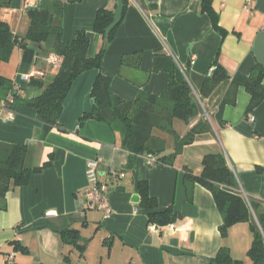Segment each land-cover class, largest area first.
<instances>
[{"label":"crops","instance_id":"1","mask_svg":"<svg viewBox=\"0 0 264 264\" xmlns=\"http://www.w3.org/2000/svg\"><path fill=\"white\" fill-rule=\"evenodd\" d=\"M140 2H130L100 70L85 71L75 79L59 126L46 137L35 108L19 103L12 120L0 111V141L27 144L25 166L33 170L27 185L0 197V264H6L11 254L12 264H210L222 247L244 264H252L248 257L254 239L250 224L237 223L224 237L220 231L223 215L212 192L187 177L203 172L205 155L223 153L238 187L247 196L264 200V100L249 113L253 120L248 119L251 95L244 87L238 89L236 105L224 108L223 121L215 116L213 101L204 99L213 131L199 133L168 162L148 165L145 155L138 156L134 171L126 172L117 183L122 188L110 186V215L86 201L88 163L100 160L101 180L105 181L108 171H120L129 158L121 133L107 122L88 119L79 126L81 116L93 110L91 91L99 72L111 78L113 96L135 101L140 95H161L169 86L170 73L155 70L157 56L169 58L187 71L186 78L198 94L216 64L231 77L249 75L256 64L264 66V0L255 1L252 13L245 8L246 0H213L225 35L202 12V0ZM41 4L42 0H12L2 18L24 36L30 26L29 9ZM99 9L115 10L116 0L63 4V39L71 41L78 30H85L91 57L105 44L94 30ZM59 67L55 53L32 44L27 49L16 47L10 60L0 64V73L23 86L29 100L39 96L43 87L31 84L25 75L35 68L43 70L42 81L47 85ZM224 93L220 90L217 96ZM199 118L189 125L175 119L174 135L157 131L167 140L164 154L174 152L177 139ZM51 156L50 167L34 171ZM140 179L148 181L151 196L158 200L157 210L173 205L181 215L173 223L176 229H150L149 210L140 206L141 197L138 203L133 200L135 194L140 196ZM69 229L79 231L77 246L64 240L63 233ZM82 245L83 253L79 250Z\"/></svg>","mask_w":264,"mask_h":264},{"label":"trees","instance_id":"2","mask_svg":"<svg viewBox=\"0 0 264 264\" xmlns=\"http://www.w3.org/2000/svg\"><path fill=\"white\" fill-rule=\"evenodd\" d=\"M66 1L81 0H42L41 6L29 9L30 26L27 34L20 36L2 18L3 12L11 7L12 0H0V64L10 60L16 47L27 49L32 44L44 45L60 59L59 71L52 82L45 85L42 78L30 80L31 84L42 86L43 90L39 96L29 100L26 99L23 86L0 73V103L9 102L12 97L10 104L12 108H16L19 103L35 108L38 120L43 123V137H46L55 126H59L64 101L75 79L85 71L100 70L108 46L104 44L98 53L91 57L88 55L90 37L85 30H78L71 41L63 39V4ZM123 1L124 17L132 0ZM201 8L203 13L210 16L214 28L225 35L226 30L220 26L219 15L214 10L213 0H202ZM115 10L99 9L96 13L94 30L103 39H105L107 27L114 20ZM120 23L110 33L109 43L115 37ZM139 58H141L140 54ZM216 65L217 68L213 74L206 78L199 92L200 97L202 100L210 98L209 101H213V107L216 109L215 116L223 121L224 108L227 105H236L238 89L244 87L251 95L246 112L250 119L249 113L264 100V66L256 64L249 75L237 74L231 77L222 66ZM160 69L170 73L167 90L161 95H140L135 101L113 96L110 92L111 78L99 72L91 91L93 110L85 112L79 120V126L88 119L104 121L121 133L122 146L129 152L128 161L120 170L122 172L134 171L136 159L140 155L155 154L158 163L168 162L180 153L185 145L192 143L199 133L213 131L211 121L204 115L194 90L186 78L187 71H183L171 59L157 56L155 70ZM220 90H225L222 97L217 96ZM199 116L198 121L189 128L186 135L177 139L174 152L164 154L167 150V140L157 135V131L174 135L175 119H180L189 125ZM27 151V144L0 141L1 198H4L13 188L30 182L33 170L25 166ZM51 165L52 156L34 171L40 172ZM203 166L204 169L200 175L188 173L187 177L212 192L223 215L220 226L222 235L226 237L233 225L248 222L254 233L248 257L252 264H264V200L247 196L238 187L235 174L223 153L205 155ZM111 174L112 171L107 172V176ZM119 180H113L111 184L121 189L122 186L117 184ZM137 186L141 197L140 206L149 210L150 225L168 226L180 218L181 215L175 211L173 205L162 211L157 210L158 200L151 196L147 180L140 179ZM63 237L66 243L75 246L80 241V234L76 229L64 231ZM79 250L83 253L85 245L79 246ZM210 264H244V261L234 258L227 248L222 247L211 259Z\"/></svg>","mask_w":264,"mask_h":264},{"label":"built area","instance_id":"3","mask_svg":"<svg viewBox=\"0 0 264 264\" xmlns=\"http://www.w3.org/2000/svg\"><path fill=\"white\" fill-rule=\"evenodd\" d=\"M135 1V0H133ZM256 0H246L245 8L248 12L252 13L254 9V3ZM217 65L212 66L210 69L208 76H211L213 72L216 70ZM45 72L40 69H33L30 74L25 75V78L28 80H31L32 78H43L45 77ZM203 111L207 118H209L210 114L207 110L206 101L202 100L200 95L194 91ZM12 97L9 102H3L0 103V111L6 112V119L12 120L16 116V110L15 108L10 107V104L12 103ZM250 120H253V117H250ZM146 162L148 165H154L158 163L157 156L155 154H149L145 156ZM100 160L97 158L95 160H91L88 163L87 170H86V176L88 180V188L85 192V198L89 206L93 208H97L100 210H104L107 215H110L112 213V208L110 205L109 200V189L112 185L113 180H119L124 178L125 172L122 171H112V174L107 176L105 181L101 180V173L99 169ZM48 214H57L56 211H49ZM171 228H175V225L169 224ZM156 225H150V229H155ZM14 255L11 254L8 257H6V264H12L13 263Z\"/></svg>","mask_w":264,"mask_h":264},{"label":"water","instance_id":"4","mask_svg":"<svg viewBox=\"0 0 264 264\" xmlns=\"http://www.w3.org/2000/svg\"><path fill=\"white\" fill-rule=\"evenodd\" d=\"M116 6H117V8L115 10L114 20L106 29L105 45H108L110 33L121 22L122 17H123L124 1L123 0H116ZM100 173H101V175H104L103 174L104 172L103 173L100 172ZM133 200L138 203L140 201V196L138 194H135L133 197Z\"/></svg>","mask_w":264,"mask_h":264},{"label":"rangeland","instance_id":"5","mask_svg":"<svg viewBox=\"0 0 264 264\" xmlns=\"http://www.w3.org/2000/svg\"><path fill=\"white\" fill-rule=\"evenodd\" d=\"M207 107V106H206ZM158 133H160V132H158Z\"/></svg>","mask_w":264,"mask_h":264}]
</instances>
